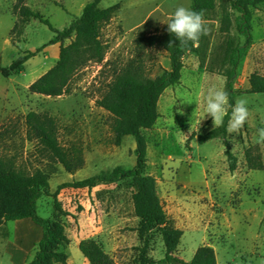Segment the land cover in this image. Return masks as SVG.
Segmentation results:
<instances>
[{
  "label": "rangeland",
  "instance_id": "obj_1",
  "mask_svg": "<svg viewBox=\"0 0 264 264\" xmlns=\"http://www.w3.org/2000/svg\"><path fill=\"white\" fill-rule=\"evenodd\" d=\"M90 1L0 0V65L7 66L19 55L40 48L21 72L7 77L0 74V92L8 95L3 101L10 104L6 109L1 106L0 153L13 156L16 165L28 172L41 169L48 174L49 192L56 193L55 199L42 195L36 211L41 218L64 226L69 239L65 252L70 255L66 264H89L75 247L84 239L97 243L115 264H142V257L154 261L162 258L164 247L159 226L142 235L137 231L139 219L131 199L136 188L131 178L92 189L58 187L116 166H134V139L126 136L115 145L113 118L96 105V100L132 58L141 57L149 77L168 69L165 51L146 48L138 54L136 39L161 33L178 6L190 9V0H100L98 7L112 12L100 29V39L106 45L102 62H89L79 69L67 94L50 97L31 93L29 86L54 66L60 47L70 39L50 43L54 33L37 19L21 16L19 7L24 5L39 13L54 29L61 30ZM230 2L214 0L213 12L204 19L208 34L199 39L197 52L184 56L179 82L160 96L154 126L141 130L146 141L144 173L155 180L167 224L183 233L176 256L188 262L198 247L209 246L217 264H264V141L258 134L264 127V97L246 92L251 74L264 75V2L252 9V41L238 61L232 85L238 92L234 105L244 99L249 109L240 133L226 135L237 159L236 169L228 171L220 140L199 144L191 136L214 128L206 113L208 90H225L224 74L230 67L223 65L226 42H244L236 32V13ZM30 111L54 119L59 143L81 152L80 168L65 171L36 140L28 139L25 116ZM249 147L260 154L257 169L246 165ZM55 200L67 215L57 212ZM38 241L24 222L0 225V264H27ZM14 249L21 256H16Z\"/></svg>",
  "mask_w": 264,
  "mask_h": 264
},
{
  "label": "trees",
  "instance_id": "obj_2",
  "mask_svg": "<svg viewBox=\"0 0 264 264\" xmlns=\"http://www.w3.org/2000/svg\"><path fill=\"white\" fill-rule=\"evenodd\" d=\"M22 1V0H20ZM100 0H92L82 9L79 16L61 30L54 29L46 19L28 7L21 5L19 14L24 17L37 19L46 25L54 36L50 43L70 39L69 44L61 46L58 60L49 70L35 80L30 86L31 93L44 96L58 97L68 93V86L75 73L89 62H102L106 53V45L100 39L101 26L111 17V9L99 8ZM264 0H231L230 7L236 13L234 19L238 36L244 38L243 44L228 40L223 55V65L230 66L225 70V90L229 93V103L234 106V98L238 92L233 89L235 68L246 48L251 44L252 9ZM215 7L214 0H190V9L202 12L203 18L210 17ZM167 24L158 34L140 35L136 39L137 53L146 48H157L166 52L169 67L159 75L149 77L145 74L140 56L130 59L114 74L105 92L96 100V105L112 118L111 130L115 145H120L122 139L131 136L135 142V164L130 169L120 166L111 171L88 177L80 181L65 183L58 187L88 188L99 184L113 183L121 179L131 178L136 188L132 194L133 211L139 219L137 231L139 234L149 232L154 226L159 231L164 247V255L158 260H146L142 257V264H217L213 248L198 247L192 258L185 262L176 256V249L182 237V231L167 224L163 205L156 194L155 180L145 174L146 141L141 130L151 129L158 116L157 104L162 93L177 84L183 68V58L188 53L198 50L196 44L189 43L188 48H181L179 41L169 34ZM174 40L176 46L168 48V41ZM40 48L27 51L13 59L7 66L0 65V74L7 77L22 71L24 64L38 53ZM250 94H261L264 97V75L253 73L249 79ZM229 115L224 118L222 127L212 128L204 134H192L199 144L212 139H218L223 145L229 172L237 167V159L230 150L226 140ZM26 135L29 140H36L52 160L61 164L65 171L72 173L80 168L83 159L79 149L65 148L58 141V130L54 119L47 114L30 111L25 116ZM245 162L249 169L261 166L260 154L248 148L245 151ZM42 195H50L55 199L56 193L50 194L48 174L41 169L28 172L15 163L13 156L0 153V225L30 219L42 230L37 242L36 252L27 264H66L68 255L65 248L69 239L64 226L49 218H41L36 211V202ZM55 209L63 213L59 203L55 200ZM78 249L89 264H115L102 248L91 239H84L78 243Z\"/></svg>",
  "mask_w": 264,
  "mask_h": 264
},
{
  "label": "clouds",
  "instance_id": "obj_3",
  "mask_svg": "<svg viewBox=\"0 0 264 264\" xmlns=\"http://www.w3.org/2000/svg\"><path fill=\"white\" fill-rule=\"evenodd\" d=\"M166 31L179 41L181 48H188L189 43L196 44L201 36L208 34L203 13L183 6H178L169 18ZM168 48L176 46L174 40L168 41ZM227 132L239 134L248 117L247 101L238 99L235 105L229 103V93L223 89L209 88L206 97V113L211 117L214 128L224 125L225 116L229 115ZM260 141H264V127L258 130Z\"/></svg>",
  "mask_w": 264,
  "mask_h": 264
},
{
  "label": "crops",
  "instance_id": "obj_4",
  "mask_svg": "<svg viewBox=\"0 0 264 264\" xmlns=\"http://www.w3.org/2000/svg\"><path fill=\"white\" fill-rule=\"evenodd\" d=\"M4 97H8V95H5V94H3L2 92H0V112H1V106H3L5 109H6V108H10V104H9V102H8V101H5V100L3 101ZM18 221H19V222H24V224H25L27 227H29L30 229L33 230L35 236L38 237V239H40V237H41V235H40V233H41V228H39V226L35 225L31 220L29 221V219L17 220L16 222H18ZM30 222H32V224H31ZM75 247L78 248V246H75ZM14 251H15L16 256H18V255L21 256V253H19V252L16 251L15 249H14ZM69 259H70V255H69V257L67 258V261H68Z\"/></svg>",
  "mask_w": 264,
  "mask_h": 264
}]
</instances>
